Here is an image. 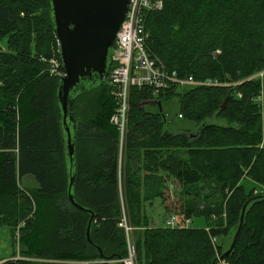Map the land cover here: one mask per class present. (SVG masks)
Here are the masks:
<instances>
[{
  "label": "trees",
  "instance_id": "trees-1",
  "mask_svg": "<svg viewBox=\"0 0 264 264\" xmlns=\"http://www.w3.org/2000/svg\"><path fill=\"white\" fill-rule=\"evenodd\" d=\"M48 3L0 0V226L18 247V257L0 264H122L123 215L133 226L136 264H264L263 106L254 101H264V0H163L145 14L147 51L159 65L178 77L235 83L187 85L181 93L173 86L158 95L132 88L120 141L109 121L116 102L108 61L104 80L91 87L82 80L72 91V161L59 78L49 71L52 56L63 67ZM176 94L193 131L164 130L162 110L146 107ZM26 174L36 187L22 184ZM244 178L263 190L246 192ZM174 184L179 204L165 213L201 217L204 227L150 223L145 206L160 199L169 209Z\"/></svg>",
  "mask_w": 264,
  "mask_h": 264
},
{
  "label": "water",
  "instance_id": "water-1",
  "mask_svg": "<svg viewBox=\"0 0 264 264\" xmlns=\"http://www.w3.org/2000/svg\"><path fill=\"white\" fill-rule=\"evenodd\" d=\"M48 2L64 70V75L59 77L57 96L66 133L67 154L72 161L74 153L71 132V125L74 123L71 112L72 91L83 88L80 83L82 80L89 82L87 85L91 87L104 79L110 51L114 46L117 30L125 17L129 0H48ZM228 95L229 92L222 101V106L225 105ZM157 106L160 111L159 101ZM68 199L75 206H79L70 191ZM244 209L245 205L242 207L239 226L225 254L230 251L242 224ZM91 218L92 215L86 227L88 241H91L89 233Z\"/></svg>",
  "mask_w": 264,
  "mask_h": 264
},
{
  "label": "built area",
  "instance_id": "built-area-1",
  "mask_svg": "<svg viewBox=\"0 0 264 264\" xmlns=\"http://www.w3.org/2000/svg\"><path fill=\"white\" fill-rule=\"evenodd\" d=\"M163 4V0H129L125 17L116 33L112 50V60L115 66L108 75V83L116 106L109 121L118 130L120 141L123 140L127 129L132 88L147 86L151 88L154 95H158L161 90L173 86H230L235 83L211 78L194 80L192 76L178 77L175 70L163 68L155 58L150 56L146 47L149 32L145 27V14L149 11L160 10ZM51 74L59 76L63 72L58 71ZM258 74L262 78L264 71ZM254 101L264 107L261 95L254 98ZM190 223V218H181L176 214H169L165 221L168 228H186ZM119 225L124 229L128 249V255L121 262L122 264H136L132 237L133 226L125 215L122 216Z\"/></svg>",
  "mask_w": 264,
  "mask_h": 264
},
{
  "label": "rangeland",
  "instance_id": "rangeland-1",
  "mask_svg": "<svg viewBox=\"0 0 264 264\" xmlns=\"http://www.w3.org/2000/svg\"><path fill=\"white\" fill-rule=\"evenodd\" d=\"M2 45L3 46L5 45L4 41L2 42ZM58 49H59V45L57 41L56 51H58ZM56 51L54 52V54L56 53ZM219 52L220 50L216 49L213 54H216ZM49 71L51 73L62 71L59 61L54 56L51 57ZM53 75L56 76L55 74ZM175 87H177V90H176L177 92L179 93L182 92L181 91L182 89H180V87L178 86H175ZM154 105H153V102H150L149 104L146 105V107L148 109H154L156 111L157 107H154ZM161 109H162L163 114H165V119H166V122L164 124V130L169 131V132H179L183 130L193 131L197 128V126L194 124L195 122H193L189 118H186L183 116L180 117L179 115L180 114V102L178 100L177 94L174 95L173 97L164 99L161 102ZM260 112H261V117H262L261 125H262L263 141H264V107ZM209 121L213 123H218V124H226V121L223 119L212 118ZM260 146H262V144H260ZM28 178H32L31 183L28 182ZM21 181L24 186H28V187H36L38 185V182L29 174L24 175L21 178ZM241 184L243 185V188L245 189L246 192H251L253 190L255 192H260L261 190H263L262 186H260L259 184H256L254 181H252L249 178L242 179ZM176 189L177 187H175V184L171 185V187H168L169 192L171 191L173 196L176 198L174 202H172L171 200L166 202V204L170 206L169 209H164L160 199H155L152 204H147L145 206V211L147 215L149 216V220L151 224L155 226H163L165 224V221L169 217L168 216L166 220H164L165 216H167V213L165 212H172L171 209L179 204V201L177 200ZM191 226L192 227H204L205 226L204 219L201 217L199 218L193 217ZM231 236H232V233H230V238ZM224 238L225 237L223 236H219L218 240L220 242L225 241V245H226L229 242V236L226 237L225 239ZM17 249H18L17 244H14L12 241V236H11L9 227L6 225L0 226V261L13 258L14 253L16 254V257H18Z\"/></svg>",
  "mask_w": 264,
  "mask_h": 264
},
{
  "label": "crops",
  "instance_id": "crops-1",
  "mask_svg": "<svg viewBox=\"0 0 264 264\" xmlns=\"http://www.w3.org/2000/svg\"><path fill=\"white\" fill-rule=\"evenodd\" d=\"M28 182L31 183V182H32V178H28ZM168 216H169V213H167V216H165L164 220H166V218H167ZM212 217H214V216H212ZM191 222H192V220H191ZM190 225H191V224H190ZM163 226L167 227L165 224H164ZM132 237H133V236H132Z\"/></svg>",
  "mask_w": 264,
  "mask_h": 264
}]
</instances>
